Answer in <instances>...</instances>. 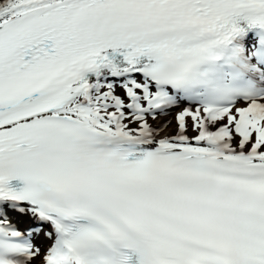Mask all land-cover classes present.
<instances>
[{
    "label": "snow or ice",
    "instance_id": "obj_1",
    "mask_svg": "<svg viewBox=\"0 0 264 264\" xmlns=\"http://www.w3.org/2000/svg\"><path fill=\"white\" fill-rule=\"evenodd\" d=\"M264 264V0H0V264Z\"/></svg>",
    "mask_w": 264,
    "mask_h": 264
},
{
    "label": "rangeland",
    "instance_id": "obj_2",
    "mask_svg": "<svg viewBox=\"0 0 264 264\" xmlns=\"http://www.w3.org/2000/svg\"><path fill=\"white\" fill-rule=\"evenodd\" d=\"M35 264H39V261H36V263Z\"/></svg>",
    "mask_w": 264,
    "mask_h": 264
}]
</instances>
